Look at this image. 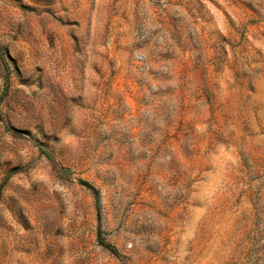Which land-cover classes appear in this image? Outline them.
<instances>
[{
    "label": "rangeland",
    "instance_id": "obj_1",
    "mask_svg": "<svg viewBox=\"0 0 264 264\" xmlns=\"http://www.w3.org/2000/svg\"><path fill=\"white\" fill-rule=\"evenodd\" d=\"M0 264H264V0H0Z\"/></svg>",
    "mask_w": 264,
    "mask_h": 264
}]
</instances>
